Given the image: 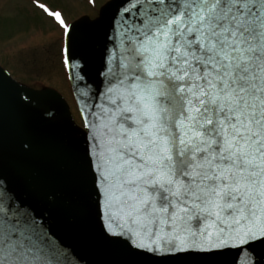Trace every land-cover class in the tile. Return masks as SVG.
Here are the masks:
<instances>
[{
    "label": "water",
    "instance_id": "95a60500",
    "mask_svg": "<svg viewBox=\"0 0 264 264\" xmlns=\"http://www.w3.org/2000/svg\"><path fill=\"white\" fill-rule=\"evenodd\" d=\"M56 89L0 65V264H264V0H110Z\"/></svg>",
    "mask_w": 264,
    "mask_h": 264
},
{
    "label": "rangeland",
    "instance_id": "374dc122",
    "mask_svg": "<svg viewBox=\"0 0 264 264\" xmlns=\"http://www.w3.org/2000/svg\"><path fill=\"white\" fill-rule=\"evenodd\" d=\"M107 1L0 0V64L21 82L59 90L70 101L78 122L65 62L64 23L58 24L36 5L39 2L54 18L69 24L82 15L94 16Z\"/></svg>",
    "mask_w": 264,
    "mask_h": 264
}]
</instances>
